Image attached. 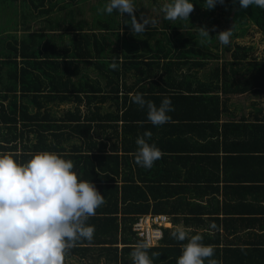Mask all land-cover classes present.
I'll return each instance as SVG.
<instances>
[{
  "label": "trees",
  "instance_id": "trees-1",
  "mask_svg": "<svg viewBox=\"0 0 264 264\" xmlns=\"http://www.w3.org/2000/svg\"><path fill=\"white\" fill-rule=\"evenodd\" d=\"M89 1L0 0V11L6 4L21 3L24 26L30 15L45 18L42 31L21 39L0 36V153H11L20 162L39 151L61 154L73 161L80 179L91 181L104 196L105 203L87 221L95 229L92 240L79 241L66 258L94 250L95 261L133 264L130 252L143 241L133 232V225L139 216L152 213L183 223L189 238L202 236L203 244L213 246V259L219 264H235L237 256L246 251L220 247V210L212 211L202 204L219 189L199 185L219 179L208 176L203 180L191 168L182 173L178 165L185 167L195 158L179 155L203 150L192 142V136H202V130H210V138L215 139L224 128H238L246 134L257 127L242 117L239 124L227 122L221 129L225 106L219 92L224 96L264 93V60L245 63L247 54L237 46L228 66L217 67L207 77L203 69L218 55L197 40L192 44L177 42L181 50L173 53L160 48L150 56L131 54L134 52L125 45L126 49L108 53L104 44L109 32L124 27L130 31L123 35L126 41L132 36L127 14L104 11L109 0H95L89 9L90 22L53 18ZM192 3L205 5V0ZM224 7L240 10L264 34V9L256 5L242 9L239 0H223L207 15L213 30L209 41L221 25L215 11ZM169 25L165 22L163 26ZM115 35L120 39L118 33ZM201 72L205 81L199 77ZM136 93L157 107L165 97L170 98L174 108L168 113L170 122L152 125L147 109L131 101ZM146 131L151 132L148 143L164 155L150 169L137 165L132 155L138 147L137 138ZM199 228L213 234L196 232ZM174 231L165 229L163 240L148 248L153 264H177L188 241L175 239Z\"/></svg>",
  "mask_w": 264,
  "mask_h": 264
},
{
  "label": "clouds",
  "instance_id": "clouds-1",
  "mask_svg": "<svg viewBox=\"0 0 264 264\" xmlns=\"http://www.w3.org/2000/svg\"><path fill=\"white\" fill-rule=\"evenodd\" d=\"M217 2L223 0H205V8L212 9ZM239 4L242 9L251 5L264 9V0H239ZM113 10L127 14L133 35L157 23L142 12L137 15L134 0H109L104 11L111 14ZM193 10L192 0H171L161 9L163 18L169 21L189 19ZM198 29L201 37H211L205 27ZM231 35L232 28L216 36L221 44L227 45ZM131 101L147 109V119L152 125L170 122L168 113L174 111L170 98L165 97L159 107L146 101L141 93L131 95ZM150 139L151 132L139 136L137 150L132 153L137 165L149 169L162 157L161 150L148 143ZM73 169V161L56 152H35L26 162L18 161L11 153H0V264H65L70 249L81 240H92L95 229L87 221L105 203L104 196ZM172 236L188 241L182 246L177 264H205V261L219 264L213 259V246L203 244L202 236L189 238L182 228H177ZM149 247L146 241L134 246L130 252L133 264H153Z\"/></svg>",
  "mask_w": 264,
  "mask_h": 264
},
{
  "label": "crops",
  "instance_id": "crops-1",
  "mask_svg": "<svg viewBox=\"0 0 264 264\" xmlns=\"http://www.w3.org/2000/svg\"><path fill=\"white\" fill-rule=\"evenodd\" d=\"M219 94L225 106L220 119L221 129L227 122L239 124L242 117L248 119L245 123L257 127L249 129L246 134L243 131L241 133L238 128H224L215 139L210 138V130H202V136H192V142L197 145L196 148L203 150L195 154L179 155L185 159H195L187 162L185 167L178 165V168L182 173L191 168L197 175H202L203 180L208 176L219 179L199 186L207 190L219 189L218 194L206 196L202 204L212 211L220 210V247L246 251L237 256L235 264H264V93ZM261 110L262 113L259 112ZM211 142L216 143L211 145ZM166 155L169 156L170 153H165ZM162 156L164 157L163 153ZM134 165L132 164V168H136ZM164 168L162 167L163 170ZM187 198L191 200L192 197L187 194ZM213 198L216 201L211 202ZM168 217L165 229H186L183 223L176 224L174 218ZM203 219L208 220L206 215ZM187 231L191 232V229ZM196 232L213 234L202 228ZM82 253L84 255L76 254L65 258V264H107L105 260H94V250Z\"/></svg>",
  "mask_w": 264,
  "mask_h": 264
},
{
  "label": "rangeland",
  "instance_id": "rangeland-1",
  "mask_svg": "<svg viewBox=\"0 0 264 264\" xmlns=\"http://www.w3.org/2000/svg\"><path fill=\"white\" fill-rule=\"evenodd\" d=\"M170 2L171 0L157 2L152 0H134L138 15L142 12L155 18L157 23L154 26H149L143 33L133 35L131 31L132 36L128 41H126L123 35L129 30L124 27H121L120 31L109 32V40L106 41V45L104 44L105 50L112 54L119 50L126 49V47L124 48L125 45L130 47V50L134 52L131 54H148L150 56L160 48L170 50L171 53L175 50H181L177 48V42L184 41L189 44L194 43L196 40L205 42L209 48H211L212 52L218 55L217 59L213 58L208 60L207 66L203 69L205 71H203L205 76L213 72L217 67L228 66L232 60V52L237 46H240L247 54V60L244 61L245 63L254 62L255 59L257 61L264 60V34L240 10L229 7L216 9L215 14L219 17L221 25L215 31L213 40L209 41V37L206 38L199 35L200 30L198 28L205 27L211 36L213 30L209 27L207 15L209 16L211 14L212 9L205 8L206 5L194 4L196 7H194V10L190 13L189 19L169 21L163 18L164 14L161 9L164 4ZM93 3H95V0L68 8L66 11L55 14L53 18L57 20L59 17H66L77 22H90V20H92V15L89 9ZM22 11L23 7L21 3L4 5L2 11H0V36L9 34V39H21L28 33L42 31L45 26V18L43 16L39 17L33 15V17L30 15L28 18L30 21L24 26ZM165 22H170L171 26L164 27L163 25ZM94 26H96V28L98 27L95 20ZM230 28H232L230 42L227 45H223L219 42L216 35L220 31ZM115 33L119 34L120 39L117 38L118 35H115ZM145 33L147 35H145ZM150 33L152 34L149 35ZM181 48H184L182 44ZM246 68L247 66H245L244 69ZM203 72L200 73L199 77L205 81L206 78L202 75ZM131 81L132 80H130V82Z\"/></svg>",
  "mask_w": 264,
  "mask_h": 264
},
{
  "label": "built area",
  "instance_id": "built-area-1",
  "mask_svg": "<svg viewBox=\"0 0 264 264\" xmlns=\"http://www.w3.org/2000/svg\"><path fill=\"white\" fill-rule=\"evenodd\" d=\"M168 222L167 215H141L133 225V232L139 239L149 243L150 247H154L163 240Z\"/></svg>",
  "mask_w": 264,
  "mask_h": 264
}]
</instances>
